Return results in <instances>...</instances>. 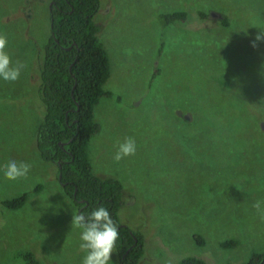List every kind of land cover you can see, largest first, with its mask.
Segmentation results:
<instances>
[{
    "label": "rangeland",
    "instance_id": "374dc122",
    "mask_svg": "<svg viewBox=\"0 0 264 264\" xmlns=\"http://www.w3.org/2000/svg\"><path fill=\"white\" fill-rule=\"evenodd\" d=\"M49 3L0 0L6 51L13 64L25 65L18 81L0 79V201L28 193L19 211L0 206V264H18L25 251L43 264H82L86 255L80 230L71 228L78 211L34 139L45 114L37 89ZM180 9L192 17L162 31L157 15ZM200 10L205 21L195 15ZM94 22L109 56L104 89L113 96L94 109L98 130L87 155L94 174L124 188L118 216L143 235L139 264H177L187 256L248 264L264 252V221L252 208L264 200V88L245 90L241 78L261 69L258 87L264 85V41L251 46L264 29V0H101ZM226 71L233 81L223 83ZM126 137L135 139L136 154L117 162ZM11 160L31 165L27 178H4ZM231 239L237 247L220 248ZM111 261L119 262L115 251Z\"/></svg>",
    "mask_w": 264,
    "mask_h": 264
},
{
    "label": "trees",
    "instance_id": "16d2710c",
    "mask_svg": "<svg viewBox=\"0 0 264 264\" xmlns=\"http://www.w3.org/2000/svg\"><path fill=\"white\" fill-rule=\"evenodd\" d=\"M54 1L49 12L50 36L44 45L39 68L37 96L45 114L42 121L37 119L34 129L36 152L42 161L55 164L57 181L64 194L72 200L78 214L90 215L100 206L109 210L119 231L114 249L118 264H139L144 254L143 235L122 226L118 216L124 203V188L114 177L94 174L87 155L88 142L98 130L93 122L94 109L101 98L113 96L104 89L111 75L109 56L98 38L100 26L94 22V17L100 11L101 0ZM195 15L200 21H205L208 16L206 11L201 10ZM157 16L162 31L175 24L185 23L192 17L182 9ZM223 22L227 25L226 21ZM163 44L157 50L158 62L163 58ZM154 71L159 72L155 67ZM253 71L255 75L246 74L247 71L243 73L241 81L245 90L255 93L258 88V93L264 88V85L258 87L261 69L256 71L255 68ZM154 75L152 80L157 77ZM223 80V83L233 81L230 71L224 73ZM260 131L258 128L259 135ZM212 171L215 172L214 169ZM41 188V185H37L33 192L39 193ZM27 198L28 193L24 192L17 197L1 200L0 206L19 211L27 203ZM193 239L199 246L204 245L200 235L195 234ZM238 244L235 239L226 240L220 243V248L231 249ZM16 258L18 264H43L31 251L20 252ZM263 258L264 252L253 253L248 264H260ZM177 264L206 263L187 256Z\"/></svg>",
    "mask_w": 264,
    "mask_h": 264
},
{
    "label": "clouds",
    "instance_id": "9594fccd",
    "mask_svg": "<svg viewBox=\"0 0 264 264\" xmlns=\"http://www.w3.org/2000/svg\"><path fill=\"white\" fill-rule=\"evenodd\" d=\"M261 41H264V29L257 33L251 46L256 48L257 42ZM7 46V35L0 33V79L16 82L19 80L25 65L19 62L13 64L11 56L6 51ZM136 151L135 139L126 137L120 143L114 160L119 162L126 157L134 156ZM30 170L31 165L29 163L11 160L4 167V178L9 181L27 178ZM252 208L264 221V200L255 201ZM121 225L125 226L122 223ZM71 228L79 229L81 233L80 249L86 253L82 264H112L111 256L119 239V231L107 208L100 206L87 216L83 213L73 214Z\"/></svg>",
    "mask_w": 264,
    "mask_h": 264
},
{
    "label": "flooded vegetation",
    "instance_id": "af4514ba",
    "mask_svg": "<svg viewBox=\"0 0 264 264\" xmlns=\"http://www.w3.org/2000/svg\"><path fill=\"white\" fill-rule=\"evenodd\" d=\"M55 3V1L54 0H50V3H49V9H48V11L50 12L51 11V7H52V5ZM41 65H42V63H40V67H41ZM264 259V258H263ZM263 261V260H262ZM262 261H261V263H262ZM260 263V264H261ZM259 264V263H258Z\"/></svg>",
    "mask_w": 264,
    "mask_h": 264
},
{
    "label": "water",
    "instance_id": "95a60500",
    "mask_svg": "<svg viewBox=\"0 0 264 264\" xmlns=\"http://www.w3.org/2000/svg\"><path fill=\"white\" fill-rule=\"evenodd\" d=\"M59 178H60V176H59ZM264 263V259H263V261H262V263L261 264H263Z\"/></svg>",
    "mask_w": 264,
    "mask_h": 264
}]
</instances>
